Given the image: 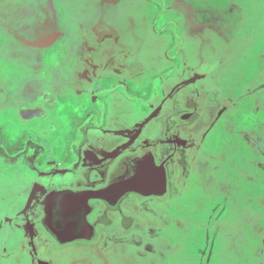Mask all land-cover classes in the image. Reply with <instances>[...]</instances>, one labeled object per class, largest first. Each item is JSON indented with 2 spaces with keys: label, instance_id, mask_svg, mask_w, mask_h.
Returning a JSON list of instances; mask_svg holds the SVG:
<instances>
[{
  "label": "flooded vegetation",
  "instance_id": "1",
  "mask_svg": "<svg viewBox=\"0 0 264 264\" xmlns=\"http://www.w3.org/2000/svg\"><path fill=\"white\" fill-rule=\"evenodd\" d=\"M256 7L0 0V264H264V27L222 15ZM137 153L162 195L44 211Z\"/></svg>",
  "mask_w": 264,
  "mask_h": 264
},
{
  "label": "water",
  "instance_id": "2",
  "mask_svg": "<svg viewBox=\"0 0 264 264\" xmlns=\"http://www.w3.org/2000/svg\"><path fill=\"white\" fill-rule=\"evenodd\" d=\"M131 155L126 154L123 159L117 162L115 168L111 172V177L107 186L96 187L93 189L90 188L88 193H84L83 191L85 190H66L68 192L61 190L60 192H56L54 198L63 195V199H78H75V202L63 200L62 202L57 203L48 201L44 205V211L46 213L62 212L63 214L80 212L79 214L81 220L76 221H78V223L83 222V226L87 227L89 222L86 220L85 214L88 212L86 209L90 207L88 202L91 198H100L104 200L112 199L117 202L121 198H124L132 193L142 196H153L156 195V193L162 195L165 193L167 190L166 180L164 179L166 176L165 170H163V168L160 170L156 169L152 159H148L147 156H143L139 160H136V157H133L135 154ZM81 212H84V214ZM48 221H50V219ZM58 223L59 222L57 221L54 222V226L52 225L53 229H51L52 231L57 230L58 228H63L61 225L58 226ZM72 225L73 224L71 222V227ZM94 228V225H90L91 231L89 233V240L92 238L95 239L93 236L95 234ZM79 237L85 239L82 236Z\"/></svg>",
  "mask_w": 264,
  "mask_h": 264
},
{
  "label": "crops",
  "instance_id": "3",
  "mask_svg": "<svg viewBox=\"0 0 264 264\" xmlns=\"http://www.w3.org/2000/svg\"><path fill=\"white\" fill-rule=\"evenodd\" d=\"M238 4L244 5L242 3H237V5ZM254 9L255 10L249 12V11H246V8H243V9L238 8L235 11H231V12H227V13L222 14L225 17L224 19L226 20V22L227 21L230 22V20H231V21H234L236 23V26H234L233 28H232V25L230 28H229V26H227V28H228L227 33L237 34L239 36L237 39L240 40L239 41L240 44H242L243 42H245V43L247 42L246 37L248 36V34H251L253 32V30L256 29L257 26L262 25L264 27V24H263V22H264V10L257 8V7ZM242 15H243V17H242ZM224 24H226V23H224ZM221 26L223 27V25H221ZM222 27L217 28L218 33H221L222 31H224V32L227 31V30L226 31L223 30V29H225L226 26H224L223 28ZM216 37L218 38V34L216 35ZM227 40H229V39H227ZM254 60L257 61V58H254ZM143 156H145V155H141V153H137L133 157H136V160L137 159L139 160Z\"/></svg>",
  "mask_w": 264,
  "mask_h": 264
},
{
  "label": "rangeland",
  "instance_id": "4",
  "mask_svg": "<svg viewBox=\"0 0 264 264\" xmlns=\"http://www.w3.org/2000/svg\"><path fill=\"white\" fill-rule=\"evenodd\" d=\"M204 3H206V0H202V4H204ZM242 17H243V15H242ZM221 49V48H220ZM255 63H256V65L258 66V62L257 61H255ZM192 192V191H191ZM190 193V192H189ZM195 196H197V193L196 192H194L193 194H187L186 195V197H189V198H191V199H193V197H195ZM208 197V196H207ZM188 198V199H189ZM206 199V198H205ZM207 201V200H206ZM209 201V200H208ZM231 255V254H230ZM230 255H225L224 256V258L221 260L222 261V263L221 264H229L230 263V258L232 257V256H230ZM78 258H81V257H78ZM120 259V258H119ZM87 262V261H86Z\"/></svg>",
  "mask_w": 264,
  "mask_h": 264
}]
</instances>
